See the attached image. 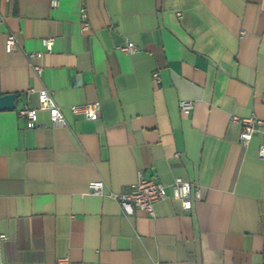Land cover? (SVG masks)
Masks as SVG:
<instances>
[{
  "label": "crops",
  "instance_id": "obj_1",
  "mask_svg": "<svg viewBox=\"0 0 264 264\" xmlns=\"http://www.w3.org/2000/svg\"><path fill=\"white\" fill-rule=\"evenodd\" d=\"M0 16V94L16 96L0 110V264H264L261 137L240 143L231 119H264V0H0ZM41 88L65 125L18 116ZM91 101L95 119L69 111ZM138 172L168 193L154 216L85 193L127 191ZM175 177L200 188L188 209Z\"/></svg>",
  "mask_w": 264,
  "mask_h": 264
},
{
  "label": "built area",
  "instance_id": "obj_2",
  "mask_svg": "<svg viewBox=\"0 0 264 264\" xmlns=\"http://www.w3.org/2000/svg\"><path fill=\"white\" fill-rule=\"evenodd\" d=\"M58 0H50L52 6L57 5ZM82 17H86L85 8L80 9ZM2 17L0 16V22ZM87 27V22H82V29ZM53 37H45L42 39V44L45 51H51L53 45ZM17 45V39L13 33H8L5 37V50L12 51ZM122 51L132 53L138 49V47L131 41H126L123 45L118 46ZM41 51L29 52L26 54L27 62L36 74H40L41 65L32 62V59L39 57ZM152 78L156 83L160 82L159 71L154 70L152 72ZM33 88H28V91H32ZM38 92V106L33 108L23 105L16 109L18 116H20L28 127L36 125V109L46 110L49 116L50 123L52 125H65L66 118L62 112V109L57 105L52 97V93L47 88H41ZM180 109H191L193 104L190 100H181L178 102ZM100 104L98 101L85 102L81 104L69 105V111L73 114H80L87 119H95L99 115ZM232 120L237 121L240 124V131L238 140L242 144H247L255 133H258L261 137V141L258 145L257 156L264 158V119L256 116L253 112L248 115H236L233 114ZM171 196L180 201L183 209H188L192 205L193 200L200 198V188L198 185L193 184L181 177H175L170 183ZM85 193H91L96 195H107L113 197L120 205L121 210L125 214H131L135 208L141 209L149 216H154L153 204L165 198L168 193L165 186L156 182L153 178L145 177L138 172L136 181L131 187L124 192H112L105 189V184L101 179H94L88 182L87 190ZM4 235L0 234V238Z\"/></svg>",
  "mask_w": 264,
  "mask_h": 264
},
{
  "label": "water",
  "instance_id": "obj_3",
  "mask_svg": "<svg viewBox=\"0 0 264 264\" xmlns=\"http://www.w3.org/2000/svg\"><path fill=\"white\" fill-rule=\"evenodd\" d=\"M16 108V96L14 93L0 94V110Z\"/></svg>",
  "mask_w": 264,
  "mask_h": 264
}]
</instances>
